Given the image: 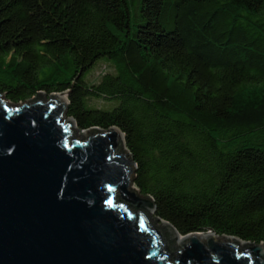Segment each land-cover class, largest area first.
<instances>
[{"label": "trees", "instance_id": "1", "mask_svg": "<svg viewBox=\"0 0 264 264\" xmlns=\"http://www.w3.org/2000/svg\"><path fill=\"white\" fill-rule=\"evenodd\" d=\"M137 14L132 26L128 0H0V94L68 88L76 129L123 134L155 218L264 244V0H139ZM99 60L109 71L88 81Z\"/></svg>", "mask_w": 264, "mask_h": 264}, {"label": "water", "instance_id": "2", "mask_svg": "<svg viewBox=\"0 0 264 264\" xmlns=\"http://www.w3.org/2000/svg\"><path fill=\"white\" fill-rule=\"evenodd\" d=\"M68 92L0 94V264H264L261 242L151 222L123 134L76 129Z\"/></svg>", "mask_w": 264, "mask_h": 264}, {"label": "rangeland", "instance_id": "3", "mask_svg": "<svg viewBox=\"0 0 264 264\" xmlns=\"http://www.w3.org/2000/svg\"><path fill=\"white\" fill-rule=\"evenodd\" d=\"M139 0H128V10H129V16H130V24L133 26L138 18H137V3ZM102 61L99 60L97 61L87 72L85 77L88 76V81H93L95 77H97L96 75H98L100 72H106L109 71L103 64H101ZM48 96H44V99H46ZM111 107H113L116 102H110ZM94 105L96 107H100L101 104L99 102H95ZM110 107V108H111ZM149 219L151 220V222H154V218H153V214L152 216H149ZM155 225H159V222H155Z\"/></svg>", "mask_w": 264, "mask_h": 264}, {"label": "bare ground", "instance_id": "4", "mask_svg": "<svg viewBox=\"0 0 264 264\" xmlns=\"http://www.w3.org/2000/svg\"><path fill=\"white\" fill-rule=\"evenodd\" d=\"M213 236H215V235H213Z\"/></svg>", "mask_w": 264, "mask_h": 264}]
</instances>
